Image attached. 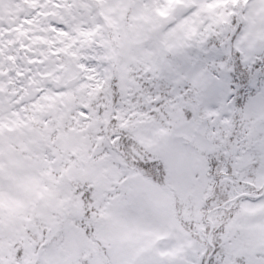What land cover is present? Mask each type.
Returning a JSON list of instances; mask_svg holds the SVG:
<instances>
[{"label":"snow or ice","instance_id":"obj_1","mask_svg":"<svg viewBox=\"0 0 264 264\" xmlns=\"http://www.w3.org/2000/svg\"><path fill=\"white\" fill-rule=\"evenodd\" d=\"M0 264H264V0H0Z\"/></svg>","mask_w":264,"mask_h":264}]
</instances>
